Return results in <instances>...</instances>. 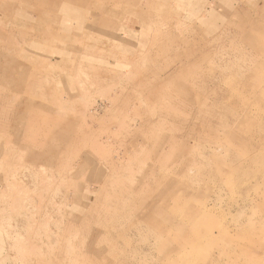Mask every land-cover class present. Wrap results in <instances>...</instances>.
<instances>
[{"label":"rangeland","instance_id":"374dc122","mask_svg":"<svg viewBox=\"0 0 264 264\" xmlns=\"http://www.w3.org/2000/svg\"><path fill=\"white\" fill-rule=\"evenodd\" d=\"M0 264H264V0H0Z\"/></svg>","mask_w":264,"mask_h":264},{"label":"bare ground","instance_id":"6f19581e","mask_svg":"<svg viewBox=\"0 0 264 264\" xmlns=\"http://www.w3.org/2000/svg\"><path fill=\"white\" fill-rule=\"evenodd\" d=\"M21 246V245H20ZM30 250V249H29Z\"/></svg>","mask_w":264,"mask_h":264}]
</instances>
